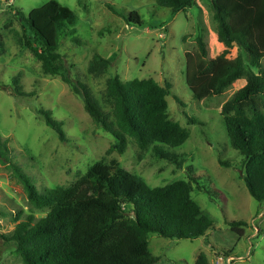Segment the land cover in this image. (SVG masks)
<instances>
[{
  "label": "rangeland",
  "instance_id": "obj_1",
  "mask_svg": "<svg viewBox=\"0 0 264 264\" xmlns=\"http://www.w3.org/2000/svg\"><path fill=\"white\" fill-rule=\"evenodd\" d=\"M49 1L0 0V31L5 43L0 50V133L9 139L15 161L38 190L69 189L98 163H117L151 188L188 182L192 199L214 223V228L194 240L150 235L149 250L160 259L157 264H195L201 253L206 254L210 264L219 261L220 264H264V203L255 201L246 187L243 157L232 148L220 114L223 104L238 87L233 85L220 97L196 101L186 84L185 54L195 48L196 38L204 36L210 57L216 53V23L210 0H198L204 6L202 10L194 6L176 14L158 7L157 0H56L77 16V21L69 26L76 33H63L58 52L67 67L72 68L74 79L89 85L108 113L111 111L103 96L112 76L119 75L123 82L154 79L162 87L171 85L167 98L170 117L188 129L190 137L181 147L165 148L178 156L179 161L183 160L182 168L157 158L152 147L139 149L132 139L126 151L119 153L114 149L117 144L114 137L91 119L82 98L60 76L44 73L39 61L23 45L30 34L25 35L16 12L22 10L29 15ZM103 1L121 13L137 11L143 25L129 24L112 13ZM236 47L230 51L229 58L237 55ZM96 54L113 62L99 79L87 69ZM246 64L249 66L247 58ZM18 90L28 96L16 95ZM41 110L51 111L52 117L62 123L67 143L61 142L56 132L47 127ZM220 160L232 166L223 167ZM32 213L42 218L48 211L32 210L23 186L0 164V231L12 232ZM232 221L247 223L244 236L232 231L229 226ZM0 264H24L15 246L2 240Z\"/></svg>",
  "mask_w": 264,
  "mask_h": 264
},
{
  "label": "trees",
  "instance_id": "obj_2",
  "mask_svg": "<svg viewBox=\"0 0 264 264\" xmlns=\"http://www.w3.org/2000/svg\"><path fill=\"white\" fill-rule=\"evenodd\" d=\"M103 3L129 24L143 25L137 11L121 13L111 3ZM156 3L176 14L192 8L196 0H157ZM210 8L218 41L225 50L211 58L204 36H198L195 48L185 54L186 84L193 99L203 101L220 97L238 80H246V85L223 104L220 114L232 148L243 157L246 187L255 201L264 203V0H210ZM16 19L25 35L30 34L23 45L39 61L44 73L60 76L82 98L91 119L116 140L114 149L124 153L132 139L139 149L152 147L157 158L182 168L183 160L179 161L178 156L166 150L181 147L190 137L188 129L170 117L167 100L170 84L162 87L154 79L123 82L119 75L112 76L103 96L111 111L108 113L89 85L74 79L72 68L67 67L58 52L63 33H76L69 28L77 21L76 14L56 0H50L29 15L18 10ZM73 39L80 44L78 39ZM4 44L0 31V50ZM18 44L21 45L20 38ZM235 46L239 54L229 58ZM112 63L96 54L89 62L88 73L97 79L103 78ZM16 95L28 96L19 90ZM178 102L183 105L181 100ZM39 113L59 140L67 143L62 123L52 117L51 111ZM219 163L223 167L232 166L228 161ZM0 164L23 186L32 210L48 211L42 218L33 213L28 215L10 233L0 231V240L13 244L24 264H157L160 259L149 250L150 235L194 240L214 228V223L192 199L188 182L151 188L117 163H98L71 188L40 192L15 161L9 139L1 133ZM229 226L242 237L247 223L232 221ZM195 264L210 262L201 253Z\"/></svg>",
  "mask_w": 264,
  "mask_h": 264
},
{
  "label": "crops",
  "instance_id": "obj_3",
  "mask_svg": "<svg viewBox=\"0 0 264 264\" xmlns=\"http://www.w3.org/2000/svg\"><path fill=\"white\" fill-rule=\"evenodd\" d=\"M194 6H197L199 9H204V6L201 4V3H199L198 2V0H196V4L194 5ZM193 6V7H194ZM218 37H217V33H216V35H215V37H214V42H215V44H214V47H215V49H216V53H214L212 56H211V58H216L217 56H219L224 50H225V47H224V45L223 44H221L220 42H216V39H217ZM218 40V39H217ZM236 49H237V55L235 56V57H237L238 56V54H239V51H238V47H236ZM234 57V58H235ZM246 80L245 79H241V80H238L234 85L236 86V87H238V90L239 89H241V88H243L245 85H246Z\"/></svg>",
  "mask_w": 264,
  "mask_h": 264
},
{
  "label": "built area",
  "instance_id": "obj_4",
  "mask_svg": "<svg viewBox=\"0 0 264 264\" xmlns=\"http://www.w3.org/2000/svg\"><path fill=\"white\" fill-rule=\"evenodd\" d=\"M217 264H220V261H219V262H217Z\"/></svg>",
  "mask_w": 264,
  "mask_h": 264
}]
</instances>
